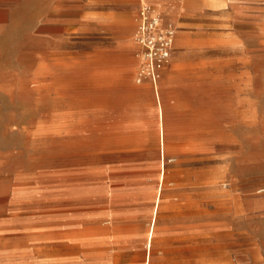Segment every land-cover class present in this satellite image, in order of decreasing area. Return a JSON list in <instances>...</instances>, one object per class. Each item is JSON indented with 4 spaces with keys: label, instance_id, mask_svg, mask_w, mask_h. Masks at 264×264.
Here are the masks:
<instances>
[{
    "label": "rangeland",
    "instance_id": "obj_1",
    "mask_svg": "<svg viewBox=\"0 0 264 264\" xmlns=\"http://www.w3.org/2000/svg\"><path fill=\"white\" fill-rule=\"evenodd\" d=\"M140 8L130 17L108 0L0 4V264H264V0L237 10L251 47L242 64L181 90L185 121L171 120L169 59L164 132L184 129L162 147L152 94L135 83ZM130 39L136 67L120 105L148 106L156 121L113 108L110 52ZM122 238L134 250L116 257L111 242Z\"/></svg>",
    "mask_w": 264,
    "mask_h": 264
},
{
    "label": "crops",
    "instance_id": "obj_2",
    "mask_svg": "<svg viewBox=\"0 0 264 264\" xmlns=\"http://www.w3.org/2000/svg\"><path fill=\"white\" fill-rule=\"evenodd\" d=\"M13 0H0V4L5 2H11ZM110 3L119 2L127 6L130 17H135L137 10L140 6L148 5L159 10V13L163 16V25L170 24L177 34L174 40V47L171 53L172 69L174 79L171 76H167L164 80V86L168 88H176V108L173 109L171 120H183L191 118L186 112V105L181 101V90H183L186 84L198 87L199 78L205 76L209 79V74L215 66L228 65L232 67L240 66L243 62V57L248 53L250 54V44L246 46V33L242 34L241 22L242 16L237 13L238 9L249 8L250 4L254 0H108ZM130 8V9H129ZM138 17V16H137ZM131 29L128 33L132 34ZM131 32V33H130ZM245 32V31H243ZM248 40H252L253 44L256 41L255 27L249 26ZM131 36V35H130ZM1 47V43H0ZM133 47V41L125 40L116 45L111 53V57L116 61L115 71H112L108 75V80L114 85H120L113 88L111 91L113 95L118 96V100L112 103L116 112H120L123 109H128L131 112L145 111L153 118L149 113L148 106L140 108H130L124 105H120L124 96V91L132 85V77H134V59L131 57V48ZM129 54V55H127ZM203 55H216V58L203 57ZM219 56V57H218ZM121 66H118L120 65ZM6 72H2L0 68V85L6 77ZM136 76V75H135ZM161 78L157 84L156 89L149 82L135 83L139 86H147L152 94L153 100L156 104V110L158 120L161 117V106H163L164 115L170 113L167 101H163ZM210 80V79H209ZM169 82V83H168ZM123 84V85H122ZM208 83L202 85L204 88H208ZM175 104V102H171ZM159 112V113H158ZM187 113V114H186ZM186 114L188 116H185ZM155 120V118H153ZM165 119V118H164ZM156 121V120H155ZM157 124V123H156ZM171 125V123H170ZM173 125V124H172ZM169 126V125H168ZM166 129L165 135L168 134H180L184 128L177 127L176 125L170 126ZM158 129V128H157ZM159 140H160V120H159ZM159 201V200H158ZM158 204L156 210L154 206L152 209L151 220L153 219V235L156 225V218L158 212ZM150 226V224H149ZM148 226V228H149ZM147 228V230H148ZM147 230L145 232H147ZM146 236V235H145ZM153 236L149 242L151 247ZM147 243V240H146ZM113 254L118 255L130 252L134 250V242L129 239H116L112 241ZM150 256H145L144 264H149Z\"/></svg>",
    "mask_w": 264,
    "mask_h": 264
},
{
    "label": "built area",
    "instance_id": "obj_3",
    "mask_svg": "<svg viewBox=\"0 0 264 264\" xmlns=\"http://www.w3.org/2000/svg\"><path fill=\"white\" fill-rule=\"evenodd\" d=\"M155 11L152 6H143L139 11L135 38L141 47L139 77L142 79H154L155 72L170 59L173 51L175 29L170 24L163 25Z\"/></svg>",
    "mask_w": 264,
    "mask_h": 264
},
{
    "label": "bare ground",
    "instance_id": "obj_4",
    "mask_svg": "<svg viewBox=\"0 0 264 264\" xmlns=\"http://www.w3.org/2000/svg\"><path fill=\"white\" fill-rule=\"evenodd\" d=\"M136 32H137V30H136ZM136 32L134 33L135 34V36H136ZM174 36H175V34H174ZM134 40H136V38L134 37ZM141 53V52H140ZM141 54H139V61H140V65L139 66H141V60H142V58H141V56H140ZM168 63H169V59L167 60V61H165L162 65H161V67L155 72V78L154 79H142V78H140L139 77V73L137 74V76H136V82L137 83H143V82H149V83H151L152 84V86L154 87V89H156V87H157V84H158V82H159V80H160V78H161V73H162V71H163V69H164V67L166 66V65H168ZM158 110V109H157ZM159 113V112H158ZM164 110H163V106H161V117H159V120H160V146L162 147V146H164V142H165V132H164ZM159 116V115H158ZM161 158H162V160H163V165H164V156H163V153L161 154Z\"/></svg>",
    "mask_w": 264,
    "mask_h": 264
}]
</instances>
